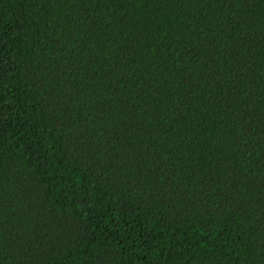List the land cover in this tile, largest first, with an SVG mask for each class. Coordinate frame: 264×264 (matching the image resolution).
I'll use <instances>...</instances> for the list:
<instances>
[{
  "label": "trees",
  "instance_id": "1",
  "mask_svg": "<svg viewBox=\"0 0 264 264\" xmlns=\"http://www.w3.org/2000/svg\"><path fill=\"white\" fill-rule=\"evenodd\" d=\"M0 264H264V0H0Z\"/></svg>",
  "mask_w": 264,
  "mask_h": 264
}]
</instances>
